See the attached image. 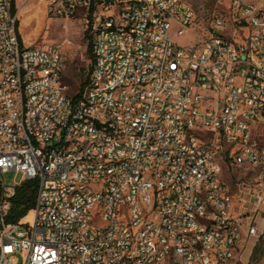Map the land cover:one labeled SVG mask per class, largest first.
<instances>
[{
	"label": "built area",
	"instance_id": "1",
	"mask_svg": "<svg viewBox=\"0 0 264 264\" xmlns=\"http://www.w3.org/2000/svg\"><path fill=\"white\" fill-rule=\"evenodd\" d=\"M23 1L0 0V175L37 192L7 223L20 184L0 179V264L241 262L264 214V0H215L188 45L187 0H45L91 37L77 97L62 45H25Z\"/></svg>",
	"mask_w": 264,
	"mask_h": 264
},
{
	"label": "rangeland",
	"instance_id": "2",
	"mask_svg": "<svg viewBox=\"0 0 264 264\" xmlns=\"http://www.w3.org/2000/svg\"><path fill=\"white\" fill-rule=\"evenodd\" d=\"M196 13V19L184 36L178 37L175 30L172 37L179 45H188L198 42L208 36V30L215 14L223 12L215 0H187ZM19 22L20 36L25 45H39L48 43H60L66 58V67L62 75V81L69 87L68 94L74 96L79 92L83 83L88 80L92 60L88 54V40L84 37L86 31L83 21V13H75L69 19H56L46 13L45 0H26L16 4ZM223 8H227L223 5ZM25 34L24 29L28 28ZM257 142L264 146V129L257 130ZM224 177L232 183L230 174L225 171ZM247 180L251 175L246 177ZM0 179L6 185L20 184L26 180L21 173L9 171L0 175ZM264 214L258 223V235L254 243L249 247L241 262L236 264H264ZM28 219H32L31 214ZM22 258L18 256V264Z\"/></svg>",
	"mask_w": 264,
	"mask_h": 264
},
{
	"label": "trees",
	"instance_id": "3",
	"mask_svg": "<svg viewBox=\"0 0 264 264\" xmlns=\"http://www.w3.org/2000/svg\"><path fill=\"white\" fill-rule=\"evenodd\" d=\"M16 4L17 3L14 2L12 3V12L14 15L17 13ZM84 37L86 40H88L87 51L91 57V60L93 61L92 43L88 30L85 31ZM86 82L81 85L78 94L82 91L83 87L86 85ZM75 97H77V95ZM36 192V180H28L16 188V196L12 202V207L7 216V223H15L19 221L20 219L24 218L30 210L33 209L35 205Z\"/></svg>",
	"mask_w": 264,
	"mask_h": 264
},
{
	"label": "bare ground",
	"instance_id": "4",
	"mask_svg": "<svg viewBox=\"0 0 264 264\" xmlns=\"http://www.w3.org/2000/svg\"><path fill=\"white\" fill-rule=\"evenodd\" d=\"M28 29H29V27L24 29L23 32L26 34L28 32Z\"/></svg>",
	"mask_w": 264,
	"mask_h": 264
},
{
	"label": "crops",
	"instance_id": "5",
	"mask_svg": "<svg viewBox=\"0 0 264 264\" xmlns=\"http://www.w3.org/2000/svg\"><path fill=\"white\" fill-rule=\"evenodd\" d=\"M264 219V218H263Z\"/></svg>",
	"mask_w": 264,
	"mask_h": 264
}]
</instances>
